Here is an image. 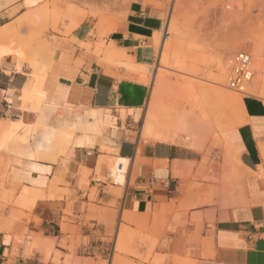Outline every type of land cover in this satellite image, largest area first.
I'll list each match as a JSON object with an SVG mask.
<instances>
[{"label":"crops","instance_id":"obj_1","mask_svg":"<svg viewBox=\"0 0 264 264\" xmlns=\"http://www.w3.org/2000/svg\"><path fill=\"white\" fill-rule=\"evenodd\" d=\"M152 1L130 2L106 40L111 53L123 54L141 75L156 59L153 37L167 19ZM43 2L0 0V28L25 15L37 18L34 8ZM86 27L89 19L74 21L65 39L47 41L51 61L21 54L1 59L0 120L21 124L36 158L19 154L21 131L0 149V264H97L108 249L116 252L120 227L114 245L110 234L124 212L148 215L147 225L161 226L156 254L166 257L164 264L175 257L198 264H264V100L245 96L244 123L221 135L214 201L183 208L180 169L198 163L200 155L140 140L132 117L148 101L149 89L122 65L106 73L108 63L99 64ZM36 80L43 82L44 103L39 111L33 105L21 110L22 88L30 94ZM72 112L79 116L64 124ZM73 124L100 131L67 133ZM189 132L196 135L192 127ZM106 155L129 160L124 187L94 181L98 160ZM117 189L120 197L113 195ZM27 234L34 242L52 241V249L39 244L31 250Z\"/></svg>","mask_w":264,"mask_h":264},{"label":"rangeland","instance_id":"obj_2","mask_svg":"<svg viewBox=\"0 0 264 264\" xmlns=\"http://www.w3.org/2000/svg\"><path fill=\"white\" fill-rule=\"evenodd\" d=\"M132 1L44 0L42 5L34 8L39 13L37 18L25 15L10 23V33L8 37L0 39V45L11 52L9 55L21 54L25 60L35 55L39 61L45 58L51 61L47 41L54 42L61 37L65 39L74 21L89 19L90 28H85L89 31L86 39L95 46L93 52L99 58V64L108 63L106 73H110L109 66L122 65L133 73L137 82L149 89L148 101L132 117L133 131L140 140L183 146L201 157L198 163L180 169L179 178L185 186L181 206L186 209L201 207L205 204L199 205L198 202L203 200H209L206 204L212 203L219 153L223 149L221 135L243 124L235 109L225 107L220 112L214 109L217 101L211 93L214 87L212 82L219 75V63L223 61L225 64L239 52L250 55L251 60L256 61L252 51L258 50L260 60L257 58V61L260 67L264 65V0H153L156 7L166 12L167 19L162 30L155 33L159 38V47H154L156 59L144 69L142 75L130 70L126 59L122 58L123 54H112L110 46L106 44L111 30L122 19V10ZM169 17L172 18V30L167 35L165 27ZM163 40L162 64L159 67L157 64ZM122 61L123 64H120ZM260 70L263 71L258 73L253 68L252 87L247 94L264 100V66ZM247 94L241 95L244 98ZM76 116L79 114L72 112L64 124L70 125ZM122 116L124 119L125 111ZM191 127L195 136L188 133ZM76 131L98 134L100 130L93 131L91 124H73L67 133ZM50 144V150L54 152L56 139ZM40 145L41 141L35 143L34 147L37 149ZM116 157L106 155L98 160L94 180L111 185L108 180L109 167ZM121 193L122 189H117L113 195L120 197ZM147 222L148 215L136 217L124 212L110 234L111 245L120 227L121 239L117 251L108 249L102 257H97V264H110V260L111 264H164L166 257L156 254L161 226H149ZM28 235L31 234L26 237ZM28 238L29 248L38 249V246L32 245L35 238ZM180 261L198 264L186 257H175L172 264Z\"/></svg>","mask_w":264,"mask_h":264},{"label":"bare ground","instance_id":"obj_3","mask_svg":"<svg viewBox=\"0 0 264 264\" xmlns=\"http://www.w3.org/2000/svg\"><path fill=\"white\" fill-rule=\"evenodd\" d=\"M171 23H172V18L169 17L168 21L166 22V27H165V34H167V35L171 33V30H172ZM9 33H10V31H9L8 26L0 28V39H4V38L8 37ZM254 41H252V42H254ZM164 43H165V40L162 41V44L160 46V53H159L158 64H157V65H159V67L162 64V54H163L162 52H163V48H164ZM248 43H251V41L248 42ZM158 45H159V38H158L157 35H155L154 47L157 49L159 47ZM251 49H252V47H251ZM253 50H254V52L252 51V54H253L254 57H256V61L253 58L254 59L253 60L254 62H253L251 60V56L249 55L251 70H252V73H253V68H254L259 73V71H263V70H260V69L264 65H262L263 64V62H262V64H261L262 66L260 67V64L257 61L258 60L257 58H259V60H260V57H258L259 56V52H258V50L255 51L256 49H253ZM9 53H11V52H9L6 48H4V47H2L0 45V62H1V59L3 58V56L8 55ZM232 59L231 60L228 59L229 61L228 60L226 61L227 66H226V63L225 64L223 63V61L219 63V66H218L219 75L212 82V85L214 87H213L211 93H212L213 96H216L217 103L215 104V108H214L215 110L220 112L225 107H231V108L235 109L236 113L239 116H241V118H243V116H244L243 109L244 108H243V104H242V100H243V96L242 95L247 94V90H249L250 87H252V85H249L248 88L245 91V94H242V95L240 93H237V92H233L232 93V92L228 91L229 89H228V85H227V78H228V71H229V67H230V64L232 62ZM260 63H261V61H260ZM156 75H157V73H156ZM153 83H155V82H153ZM250 84H251V82H250ZM212 85H210V86H212ZM42 87H43V82L39 81V80H36L35 82H32L31 86L29 87L30 89L32 88L31 89L32 92L30 94H28V92L25 91L26 89L23 87L22 88L23 95L19 97L20 98V100H19V103H20L19 108L21 110H23V109H25L26 105H33L32 109L33 110L35 109V111L37 109L39 111L41 105L44 103V93L42 92ZM247 95L248 96H253L251 94L250 95L247 94ZM8 101L10 102V100H8ZM149 117H150V115H149ZM229 121H231V120H229ZM5 122H6V120H5ZM5 122L3 120H0V149H7L8 148L7 147V142L9 141V139L11 141L12 140L11 138H13V137L16 138L15 141H14V138H13V141L14 142L17 141V136H16V135H18V134H16L17 131H18V133H19V131L23 132L21 130V127H20L21 124L17 125V124H13V123H10V122L9 123L8 122L5 123ZM242 123H244L243 119H242ZM22 128H23V125H22ZM188 130H190V129H188ZM189 133H191V132H189ZM22 135H23V137H21ZM190 135L192 136V134H190ZM21 136H20L21 139L20 138H19L20 140L18 139L20 141V143H22V144H20L21 145L20 146L21 152L19 154L24 155V156H26L27 158H30V159H35L36 158L35 152H33L32 149H30V145L28 144V142H26L25 139H23L25 137L24 136V132H23V134L21 133ZM49 136L50 137L54 136V131H50L49 132ZM49 136L47 135L46 137H49ZM8 143H10V142H8ZM11 143H12V141H11ZM105 164H107V162ZM119 164L122 165V169L121 170L118 169V165ZM128 166H129V160H127L125 158L116 157L113 161L110 162V167H109L110 168V174H109V176L114 180L115 183H117L119 185V187H122L123 184H124L123 187L125 186V178H126V173H127ZM117 244H118V241H117ZM38 245L39 246H46L49 250H51L52 247H53L52 241H48V240L47 241L40 240L38 242H34V246H38ZM117 248L118 247L116 246L115 247L116 251H117ZM66 264H80V263H79L78 260H71L70 262H68ZM178 264H194V263H192L190 261H180V262H178Z\"/></svg>","mask_w":264,"mask_h":264},{"label":"built area","instance_id":"obj_4","mask_svg":"<svg viewBox=\"0 0 264 264\" xmlns=\"http://www.w3.org/2000/svg\"><path fill=\"white\" fill-rule=\"evenodd\" d=\"M253 73L250 65V57L248 54L240 52L233 58L227 78L228 89L240 94H245L246 89L250 85ZM118 169H122V165H118ZM109 182L113 186H119L114 180L109 176ZM95 182L102 183L100 180L95 179Z\"/></svg>","mask_w":264,"mask_h":264}]
</instances>
